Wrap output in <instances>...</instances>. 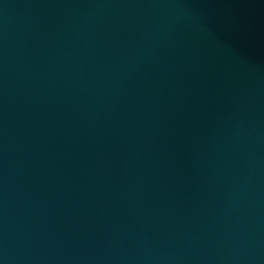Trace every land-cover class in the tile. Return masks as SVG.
Listing matches in <instances>:
<instances>
[{
    "label": "water",
    "instance_id": "1",
    "mask_svg": "<svg viewBox=\"0 0 264 264\" xmlns=\"http://www.w3.org/2000/svg\"><path fill=\"white\" fill-rule=\"evenodd\" d=\"M0 264H264V0H0Z\"/></svg>",
    "mask_w": 264,
    "mask_h": 264
}]
</instances>
